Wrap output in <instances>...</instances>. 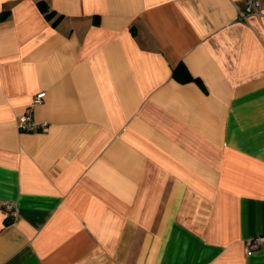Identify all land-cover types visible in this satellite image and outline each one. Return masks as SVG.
Wrapping results in <instances>:
<instances>
[{
    "label": "crops",
    "instance_id": "0c3cea01",
    "mask_svg": "<svg viewBox=\"0 0 264 264\" xmlns=\"http://www.w3.org/2000/svg\"><path fill=\"white\" fill-rule=\"evenodd\" d=\"M243 8L0 0V264H264V0Z\"/></svg>",
    "mask_w": 264,
    "mask_h": 264
},
{
    "label": "built area",
    "instance_id": "2783aa9c",
    "mask_svg": "<svg viewBox=\"0 0 264 264\" xmlns=\"http://www.w3.org/2000/svg\"><path fill=\"white\" fill-rule=\"evenodd\" d=\"M260 0H244V8L239 10V17L246 19L248 16H261ZM46 91H40L32 99L31 106L39 105L44 102ZM31 106L19 117L18 128L22 131H33L43 126L33 119ZM6 220L14 221L17 218V212L12 203H6L3 207ZM264 241V236L253 238L248 242V249L254 250L259 247V243Z\"/></svg>",
    "mask_w": 264,
    "mask_h": 264
},
{
    "label": "trees",
    "instance_id": "16d2710c",
    "mask_svg": "<svg viewBox=\"0 0 264 264\" xmlns=\"http://www.w3.org/2000/svg\"><path fill=\"white\" fill-rule=\"evenodd\" d=\"M38 4H39V6H40V8L43 10V12L46 14V16H50V15H52L54 12L52 11V10H50L49 8H48V6L46 5V3L45 2H43V1H40V2H38ZM179 70H182L183 72H185L186 73V70H185V68L183 67V66H177L175 69H174V74H178V72H179ZM185 78V77H184ZM8 221V220H7ZM9 222V221H8Z\"/></svg>",
    "mask_w": 264,
    "mask_h": 264
}]
</instances>
